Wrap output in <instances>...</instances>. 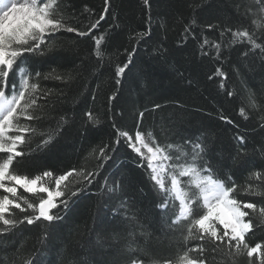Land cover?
I'll list each match as a JSON object with an SVG mask.
<instances>
[{
	"label": "snow or ice",
	"instance_id": "obj_1",
	"mask_svg": "<svg viewBox=\"0 0 264 264\" xmlns=\"http://www.w3.org/2000/svg\"><path fill=\"white\" fill-rule=\"evenodd\" d=\"M143 4L149 6V0H143ZM110 8L111 0H104L95 20L91 19V10L85 8L84 12L89 16L88 22L84 23L74 10L70 11V0H0V238L13 244L16 231L22 225L43 226L42 232L47 237L49 226L54 227V222L63 219L60 213L75 203L73 198L78 199L96 183L99 189L96 195L102 203L95 217L96 226L90 233L95 239H89L82 247L95 248L103 257L98 259L90 253L95 264H118L114 255L117 245H112L113 251H106L104 244L109 240L126 242L137 235V228H144L138 219L136 201L125 198L128 194L123 190L122 182L107 174L101 176L109 161L115 164L113 154L123 142L135 154L137 166L145 170L155 193L154 202L158 201L155 207L159 212L152 227L165 236L177 233L183 236L182 252L175 259H164L163 264H216L217 257L233 261L240 256H246L248 264H264V242L251 244L247 239L258 226L264 227V160L256 159L257 153L264 155V142H260L259 149L254 148L250 155L246 137L236 136L238 147L229 164L215 155L210 139L205 136L182 134L179 140H173L174 126L164 122L157 132L141 130L137 123L136 130L130 134L117 127L113 120L112 142L93 148L80 166L59 172L43 170L31 176L21 171L19 166L26 161L18 158L47 151L71 119L67 115L53 117L52 113L61 103L63 89L49 88L45 82L68 85L74 77L56 68L43 71L38 65L57 63L58 34L64 33L92 39L96 67L103 65L105 53L101 45L105 34L96 36L93 32L110 15ZM195 13L196 8H193L192 17L183 26L181 43L194 40L196 51L193 55L211 57L217 63L229 56L234 57L233 63L242 66L244 58L253 67L258 61L261 96L264 97V0H251L243 13L237 8L236 26L228 17L221 19L219 16L216 23L198 24ZM245 16L251 19L248 25L239 22ZM112 27L119 25L114 23ZM205 31L212 34L211 37L205 35ZM151 35L150 27L136 33V44ZM124 51L127 53L125 62L116 64L114 69L117 86L126 71H131L136 48L133 46L131 51L127 48ZM155 51L163 57L167 49L159 45ZM213 77L220 78L219 88L224 90L229 77L222 66L216 67L208 79ZM226 95L232 97L235 92L227 90ZM115 98L113 94L109 99ZM154 107L159 109L161 105ZM246 109L260 111V126L264 128V104L258 103L256 94L250 91L245 105L239 109L240 116L245 119L248 118ZM84 115L86 125L95 127L100 123L92 110H87ZM139 117L142 120L144 112H140ZM219 118L232 123L227 116ZM52 121L54 124L50 123ZM89 158L96 161L94 166H88ZM225 168L231 171L226 172ZM253 168L258 170L249 171ZM238 171L245 174L244 183L238 184L234 179ZM246 197L258 199L247 202ZM107 215L113 220L107 221ZM117 219L122 221L119 227L107 230L103 227L106 223L115 225ZM189 240L205 243L195 248L185 247ZM46 251L47 248L36 249L32 253L35 264H44ZM205 252L209 255L205 256ZM79 264L91 262L79 261ZM129 264H145V259L137 255ZM150 264H160V261L151 260Z\"/></svg>",
	"mask_w": 264,
	"mask_h": 264
},
{
	"label": "trees",
	"instance_id": "obj_2",
	"mask_svg": "<svg viewBox=\"0 0 264 264\" xmlns=\"http://www.w3.org/2000/svg\"><path fill=\"white\" fill-rule=\"evenodd\" d=\"M70 2V11L74 10L79 19L87 23L89 13L84 9H90L91 19L95 20L101 13L104 0ZM250 3L251 0H149V6H145L143 0H111L110 15L93 32L96 36L105 34V41L101 45L105 53L104 64L98 68L92 39L77 37L72 33L58 34L57 63H44L38 67L43 71L56 68L74 77L68 85L57 81L45 82L49 88L63 89L61 103L52 113L53 117L67 115L71 119L47 151L18 158L26 161L19 166L21 171L31 176L43 170L59 172L80 166L93 148L112 142L115 131L111 126L113 120L117 127L130 134L136 130L137 123L141 130L157 132L164 122L174 126L176 135L172 137L173 140H179L182 134L205 136L210 139L215 155L229 164L232 163L230 157L236 155L238 147L235 137L243 135L246 137L247 152L253 154L254 148L259 149L260 142H264L261 113L246 109L248 118L245 119L240 116L239 109L245 105L249 91L256 94L258 103L264 104L259 62L253 67L244 58L242 66L233 63L234 57L229 56L217 63L211 57L193 55L196 51L194 40L181 43L183 26L192 17L193 8H196L198 24L216 23L219 16L221 19L228 17L236 26V9L243 13ZM239 22L248 25L251 19L245 16ZM114 23L119 27H112ZM149 27L152 35L145 37L148 42L140 40L136 44V33L147 31ZM197 31H200L199 27ZM205 35L211 37L212 34L205 31ZM159 45L167 49L163 57L155 51ZM133 46L136 52L132 57L131 71H126L117 86L115 65L125 62L127 53L124 50L127 48L131 51ZM221 66L229 77L224 90L219 88V77L208 79L213 70ZM227 90H234L235 95L228 97ZM113 94L116 98L110 100ZM156 104L161 107L156 109ZM89 109L100 119L95 127L85 124L87 118L84 113ZM140 112H144L142 120ZM221 115L227 116L232 123L220 120ZM50 123L54 124V121ZM159 139L163 140L164 137ZM113 159L115 164L109 161L105 165L106 172H101V176L107 174L122 182L123 190L128 194L125 198L136 201L138 219L144 228H137V235L126 242L109 240L104 244L105 250L113 251L112 245H117L114 255L118 264H129L130 259L137 255L145 259V264H150L151 260H159L163 264L164 259H175L183 250L180 247L183 236L179 233L165 236L152 227L159 209L155 207L158 201L154 202L155 193L151 190L145 170L137 166L135 154L123 142L117 147ZM256 159L264 160V155L257 153ZM87 163L91 167L96 161L89 158ZM254 170L258 169H249ZM224 171L230 172L231 169L225 168ZM244 177L245 174L238 171L234 179L241 184ZM20 191L23 192L22 189ZM98 192L94 183L87 193H81L78 199L73 198L75 203H71L66 212L60 213L62 220L54 222V227L49 226L47 237L42 232L43 226L22 225L16 231L13 244L0 238V264H29L30 260L35 264L32 253L44 248H47L44 264H79V261L95 264L91 254L98 259L103 257L95 248L82 245L89 239H95L90 233L96 226L95 217L102 203L96 195ZM257 199L246 197L247 202H257ZM106 220L111 221L113 217L107 215ZM121 223V219H117L115 225L106 223L103 227L107 230L119 227ZM122 235L125 234L122 232ZM247 239L251 244L264 242V227L258 226ZM133 240L136 242L132 243ZM202 243L205 242L189 240L185 247L195 248ZM204 255L208 256L209 253L205 252ZM216 264H248V259L240 256L229 261L217 257Z\"/></svg>",
	"mask_w": 264,
	"mask_h": 264
}]
</instances>
